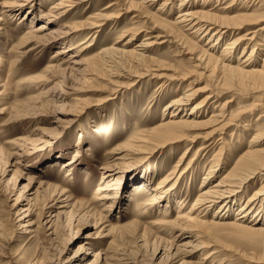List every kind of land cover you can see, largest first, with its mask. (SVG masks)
Listing matches in <instances>:
<instances>
[{"label":"rangeland","instance_id":"rangeland-1","mask_svg":"<svg viewBox=\"0 0 264 264\" xmlns=\"http://www.w3.org/2000/svg\"><path fill=\"white\" fill-rule=\"evenodd\" d=\"M4 1L0 0V264H28L33 261H40L37 264H50L49 261H55L61 250H64L63 255H71L75 252L78 253V256L80 254L81 264H92L93 262L96 264H101V262L102 264H178L179 256L168 260L165 255V257L160 256L151 261L155 247L169 245L166 240H161L162 242L154 240L153 235L157 233L168 238V233L153 228V222L162 219L161 215L145 212L140 217L135 216L137 205L141 202L144 194H136L138 184L132 185L128 181L129 175L126 171L132 162L130 159L126 160L123 167L120 168V172H118L120 175L117 176L118 182L114 185L115 189H109L110 193L114 191L117 194L122 193L120 199L122 201L113 202L107 211V219L111 220L112 223L117 220L122 225L107 230L105 218L102 217V214L106 212L101 209L107 207L106 204L110 199H94L96 187L101 186L103 181L112 180L115 176L106 177V174L103 173L104 176L100 177L101 172H103V169L100 168L103 165V159L108 157L107 160H111L117 155L116 151L111 150L118 142H123L126 139L134 126L150 127L158 123L160 118L167 116V111L171 108L164 109L165 104L173 97L181 95L187 87L194 89L199 86L203 87L208 83L214 85L219 82L218 85L222 83L221 87H224L221 89L227 90V92L220 95L221 98L217 97L219 98L218 103L229 98L231 93L238 92V94H232L231 98L234 99L226 108L233 109L238 104H247L251 98H259L261 103V105L248 109L249 112L244 113L242 120H240L247 123L245 127L248 130H241L240 126H232L224 134L226 141L232 146L234 143L235 146L234 150L222 159L228 160V167L232 165L234 156H238L246 149L250 135L254 132L251 128L260 127L255 125L254 121L257 115L262 110L264 111L262 108L264 106V86L249 87L254 85L248 79L238 78L231 74L226 79L227 72L216 71V69L212 73L210 70L213 65L212 60V64H207L206 67L201 64L204 70L201 67L194 68L195 70L188 73L187 77L172 79L166 88L157 89V84L171 77L169 74L172 70H177L176 67L181 70H189L193 64V59L190 58L192 54L181 51L183 47L172 36H166L164 42L153 44L145 53L148 59H162L166 64H169L167 68L160 70L162 77L143 76V78L137 79L133 85H126L116 90L111 83L112 80L118 78H116L117 76L110 77L106 70L103 77L97 78L95 81L104 85L93 86L92 90L84 92L90 94L77 93L74 95L90 97L84 103L79 102L75 107L77 109L72 111L74 112L72 117L75 118L59 130H52L48 139L41 142L36 148L22 153L18 163H15L18 160L17 156L13 155L15 148L13 140L29 135L34 137L35 128L53 127V114L51 115V113H53L54 103L50 100V102L45 103L48 98L45 97V93L53 82L47 81L43 67L47 61L51 60L58 63L61 58L76 51L77 47L73 45L83 38L84 34L95 31V37L91 41L89 50L83 55L90 57L92 53L109 46L121 31H125L138 21L136 25H140L141 30L139 29L133 34L125 33L124 36L120 37L122 42L127 41V47L131 48L134 43L141 40L140 38L154 36L160 29H163L161 26L153 28L157 16L172 22L179 10L184 6L190 7L193 2L197 8L200 7L197 4L205 2L208 9L217 3L216 7L213 6V9L216 10L220 5H226L231 0H190V3L186 5H182L183 0H174L172 5L169 4L165 7V10H157L161 0L153 2L150 0L145 7H141L142 4L139 3L141 0H128L140 6L124 12L116 23L110 24V21H106L100 26L99 31L96 27H88L82 29L83 32L79 29L69 34L54 35L53 41L51 43L48 41L40 53L29 51L22 57L18 55V59H21L19 61H16L17 52L21 51L18 48V43L26 28L30 25L36 26L44 21L43 16L49 11L50 4L59 0H15L11 4L2 5ZM107 1L109 0L80 1L71 9L72 13L66 14L60 22L68 25L85 22L90 13L98 10L101 6H105ZM238 1H235V8L231 9L230 13L252 11L257 14H264V0H251L245 6ZM28 10L32 15L38 16L39 14L32 24L25 19L26 17L20 18L21 14ZM47 20L51 25L57 21V18L51 15L47 16ZM250 30H255L251 41L243 39L230 49L231 63H239L240 59L249 53L250 48L254 47V52L249 59L250 64L261 67L264 57V19L257 23L244 25V27L228 32V34L223 33L217 39L212 36L208 41L209 45L204 44L209 34H202L198 37L199 34L197 36H194L193 33L189 34L190 30H186L184 33H187L186 35L196 44V48L193 49L196 54L201 53L200 49L203 47L207 48V51L213 54L212 56H219L223 45L230 38L240 36ZM151 39L159 42L162 38ZM212 43L213 47H208ZM60 45L67 46V51L54 56V50ZM253 58L255 61H252ZM205 93L206 90L194 93L191 99L179 106L180 113L189 111L192 104ZM33 99L36 101L33 102ZM65 101L68 104L73 103L69 98ZM236 103L238 104L236 105ZM217 111H219L218 104L215 102L208 103L203 107L202 115L208 117ZM259 122L264 125V117ZM232 130L234 136L230 137ZM79 138L81 139L79 140ZM262 142L264 144V139ZM186 144L165 146L150 158L138 161L140 163L137 164L135 172L140 171L147 164L151 167V172H148L150 174L149 184L144 188L145 190L153 188L164 172L171 168V165L184 151ZM78 146L76 172L71 176H65L66 161L71 159L73 152H75L74 148ZM197 146L198 143L192 145V148L190 146L186 154L192 155ZM215 149L213 147V149L203 152L198 161L194 163L191 171H188L181 178L177 187L178 192L180 189L183 190L189 186V173L191 174L193 171L196 173L194 178L196 180H193L192 194L195 193L197 185L202 179L200 177L206 172V163H208ZM89 153L92 154L89 156ZM136 159L135 157L134 160ZM81 168L86 169L87 172L85 173ZM220 172H216L210 182L217 180ZM263 179L264 173L263 176L259 175L252 179L246 191L239 193L236 199L240 197V203L245 201L252 190L260 186ZM38 181L48 183L47 194L55 186H62L67 189L68 191L65 192L64 196L70 195L71 202L75 207L73 213L75 217L73 216L70 221L55 222L50 229L43 225H37L39 221L38 212L42 203L40 194H43L40 191L41 187L38 186ZM30 186L36 192L30 196L31 198L33 196L32 199L27 200ZM28 201L35 203L31 206L33 208L31 213L25 219L30 218L33 223L24 229L18 225V218L22 210L28 205ZM259 203L260 201L254 202L251 208L254 213L260 209ZM187 204L183 206L184 209L187 208ZM260 207H262L260 223L264 224V203ZM215 208L206 213V218H211ZM175 209V203H172L170 208L172 215L170 216H174ZM233 214L234 211H230L228 215H222L221 219H231ZM40 216L42 215L40 214ZM134 219L139 221V227L136 226ZM143 226L146 227L143 228ZM222 231L224 233L222 240L221 242L217 241L216 246L218 252L212 253L204 261L206 264H210L212 261L211 264H264V243H260L254 237L241 236L240 232L235 233L236 230L234 229L224 228ZM227 233H231L232 236L227 235ZM233 233L238 234V237ZM85 236H88L90 241L84 239ZM262 239L264 241V236ZM84 242H90V244L85 243L83 247H80L79 245ZM210 250L211 248H205L204 251L194 254L192 259H199L203 252L206 253ZM94 251H99L97 257L91 255Z\"/></svg>","mask_w":264,"mask_h":264},{"label":"bare ground","instance_id":"bare-ground-1","mask_svg":"<svg viewBox=\"0 0 264 264\" xmlns=\"http://www.w3.org/2000/svg\"><path fill=\"white\" fill-rule=\"evenodd\" d=\"M14 1L15 0H5L2 5L11 4ZM80 1L83 0L53 1L49 6V11L43 16L44 21H41L36 26L30 25L26 28V31L18 43V48H20L21 51L19 53L17 52L16 61L21 60L18 59V55L22 57L29 51L40 53L48 41V43L53 41L52 37L54 35L69 34L79 29L83 32L84 30L82 29L88 27H96L99 31L100 26L106 21H110V24L116 23L124 12L140 6L128 0H109L106 2L107 4H104L105 6H101L98 10L90 13L85 22L71 23V25L60 22L66 14L72 13L71 9ZM149 1L150 0H141L139 3L142 4L141 7H145L148 5L146 3ZM235 1L236 0H231L226 5H220L216 10L213 8L217 6V3L213 5L214 7L212 6L208 9L206 8L207 4L205 5V2L197 4L200 6L197 8L192 1L193 3L190 7L184 6L177 12L172 22L157 16L155 18L156 24H153V28L161 26L163 29H160L154 36L140 38L141 40L134 43L131 48H128V42H122L120 37L124 36L125 33L133 34L138 32L139 29L141 30L140 25H136L138 22L136 21L135 25L127 28L125 31H121L109 46L92 53L90 57H84L83 55L88 52L91 41L95 37V31H91L84 34L82 36L83 38L73 45L77 47L76 51L64 56L58 63L51 60L47 61L43 67V71L46 74L47 81H52L53 84L48 87L45 93V97H48L45 103L50 101L54 103V107L52 108L53 113H51V115L53 114V127L35 128L36 133L34 137L29 135L24 138H15L13 140V145L15 146L14 153L11 152L18 158L15 163L19 162L22 153L36 148L41 142L48 139V135L52 130H59L75 118L72 117V113H74L72 111L77 109L75 107H77L79 102L84 103V101L88 100L90 97H77L74 95L77 93L83 94L85 91L92 90L93 86L104 85L95 81L97 78L103 77L106 70L110 77L117 76L116 78L125 80L111 79L113 81L111 84L114 85L116 90L126 85H133L137 79L143 78V76H150L151 78L162 77L163 75L160 70L167 68L169 64H166L162 59H148L145 53L153 44L164 42V40H166L164 37L166 36H172L174 40L183 47L181 51L192 54L190 58L193 59V64L189 70H181L179 67H176L177 70H172L169 74L171 77L157 84V89L166 88L170 83L169 81L172 79L187 77V75H189L188 73L195 70L194 68L201 67L204 70L202 66L206 67L207 64H212V60L213 65L210 69L212 73H214L216 69V71L227 72L226 79L227 77L229 78V74H231L238 78L248 79L249 82L254 85L249 87L255 88L257 86H264V57L261 67L250 64L249 61L250 56L254 52V47H251L249 53L242 57L237 64L231 63L232 58L229 54L230 49L234 47L237 42L239 43V41L243 39L251 41L255 30H250L240 36L230 38L223 45L219 56H212L213 54L208 52L207 48L203 47L200 49L201 53L196 54L195 51H193V49L196 48V44L186 35L187 33H184L186 30H190L189 34L193 33L194 36L199 34L198 37L202 36V34H209L207 41L204 42L206 45L212 36H215L214 38L217 39L219 35L223 33L228 34V32L244 27V25L257 23L264 19V14H257L252 11L230 13V10L235 8ZM250 1L251 0H239L238 2L245 6L248 5L247 3ZM173 2L174 0H161L157 10H165V7L169 4L172 5ZM187 3H190V0H183L182 5H186ZM179 5H181V3H179ZM167 13L169 14V11H167ZM46 15H52L57 18V21L50 25ZM38 16L36 14L32 15L28 10L24 11L20 18L26 17L25 19L29 20V23L32 24L35 17L38 18ZM150 38H156L157 40L160 38L162 39L156 42L155 39L150 40ZM212 45L213 43L208 47H213ZM67 49V46L60 45L54 50L53 55H59L67 51ZM203 58H206V60L204 61ZM252 61H255V59L253 58ZM201 64L203 65L201 66ZM218 84L219 82L214 85L208 83L203 87L199 86L194 89L187 87L181 95L173 97L165 104L164 109L171 108V110L167 111V116L160 118L158 123L150 127L144 125L134 126L126 139L123 142H118L113 150H111L116 151L117 155L111 160H107L108 157L104 158L102 162L103 165L100 166V168L103 169L100 175L101 178L104 176L103 173L106 174V177L111 175L115 176L112 180L103 181L104 183L101 186L96 187L94 199H110L106 204L107 207L101 210L106 212L102 214V217L105 218L104 221L106 222L105 226L107 230L114 229L122 224L117 222V220L112 223L111 220L107 219V211L111 208L113 202L117 200L122 201L120 200L122 198V193L117 194L114 190L113 193H110L109 189H115L114 185L118 182L117 176L120 175L118 172H120V168L123 167L125 161L128 159L132 160L126 171L129 175L128 181L132 185L138 184L136 194H144L141 202L137 205L138 208L135 216L140 217L145 212L161 215L162 219L153 222V228H155L154 230L168 233V238H164L157 233L153 235L154 240H166L169 242V245L155 247L152 255L153 259L151 261L156 260L160 256L165 257L166 255L168 260L179 256L178 264H206L204 261L208 259L212 253L218 252V248H216L217 241L221 242L222 234H224L222 229L224 228L234 229L236 230L235 233L240 232L241 236L254 237L257 241H260V243H264L262 239V236H264V224L260 223L262 217V207L260 206L264 203V179L258 188L252 190L245 201L240 203V197L236 199L239 193H244L246 191L252 179L259 175L263 176L264 173V144L262 142L264 139V125L259 122L260 119L264 117V111L262 110L255 118L254 124L260 127L255 129L251 128L254 132L250 135L246 149L239 153L238 156H234L232 165L227 167L228 160L224 161L222 159L225 158V155H229V153L234 150L235 146L234 143L232 146L226 141L224 134L232 126H240L241 130H248L245 127L247 123L240 120H242L244 113L249 112L248 109L261 105V103L259 98H251L247 104L242 105L238 104V102L236 103V105L238 104L237 107L228 109L226 106L230 105L234 99L231 98L232 94L235 95V93L238 94V92L231 93L229 98L218 103L219 98H221L220 95L227 92V90L221 89L224 88L221 87L222 83L220 85ZM200 90H206V93L192 104L189 111L181 114L179 106L185 104V101L191 99L192 95ZM68 98L71 99L73 103L68 104V102L65 101ZM32 101L35 102L36 99ZM212 102L218 104L219 111L211 113L208 117H203V107ZM262 108L264 109V106H262ZM233 134L234 131L232 130L229 136L232 137L234 136ZM214 136L215 138H212ZM80 139L81 138H79V140ZM182 143L187 144L179 158L171 165L169 170L164 172L153 188L151 187L145 190L144 188L149 184L150 174H148V172H151V167L147 164L140 171L135 172L137 164L140 163L138 161L150 158L165 146L172 144H175L173 146H178ZM196 143H198V146L192 155L186 154L188 148L190 146L192 148V145ZM213 147L216 148L215 152L213 154L211 153L212 156L208 163H206V172L200 177L202 179L197 185L195 193L192 194L193 182L196 180H194L196 173H193V171L191 174L189 173V186L183 190L180 189L178 192L177 187L181 178L184 177L188 171H191L194 163L198 161L205 150L208 151L213 149ZM74 149L75 152H73V156L70 160L66 161L67 164L65 166L67 168L65 176H71L76 172L78 156L76 154L79 150V146ZM91 154L92 153H89V156ZM91 157L93 158V155ZM135 157L137 158L136 160H134ZM81 169H83L85 173L87 172L86 169ZM152 169L154 170V167ZM218 171H221L219 178L210 182V179H212ZM38 184L43 194H40L42 203L38 212L39 219H37L39 221L37 225H43L50 229L51 225L55 222L70 221L75 215H73L75 207L71 202L70 195L64 196L65 192L68 190L64 189L62 186H55L52 191L47 194L48 183L38 181ZM28 191L27 200H30L33 198V196L32 198L30 196L34 194L36 190L30 186ZM189 200L191 201L188 203ZM256 201H260V209H256L257 211L254 213L251 208ZM34 203L33 201H28V205L22 210L18 218V225L24 229L33 223L30 218L25 219V217H28L31 213L33 209L31 206L34 205ZM172 203H175L176 206L173 217L170 216L172 215L170 211ZM186 204L187 208L184 209L183 206ZM212 208H215L213 209L214 213L211 214V218H206V213ZM230 211H234L231 219H221L222 215H228ZM40 214L42 216H40ZM134 221L136 222V226L139 227V221H137V219H134ZM145 227L146 226H143V228ZM143 231L145 230L143 229ZM227 235L232 236L231 233H227ZM235 235L238 237V234ZM84 239L90 241L88 236H85ZM85 243L90 244V242H84L79 246L83 247ZM205 248H211V250L206 253L203 252L199 259H192L194 254L204 251ZM61 251L55 261H49L50 264H81L80 254L78 256V253L75 252L71 255H63L64 250ZM91 255L97 257L99 251H94ZM39 262L33 261L28 264H37ZM92 264H96V262Z\"/></svg>","mask_w":264,"mask_h":264}]
</instances>
